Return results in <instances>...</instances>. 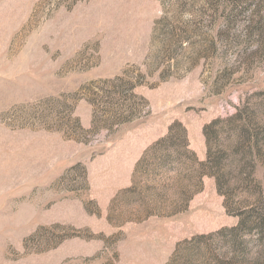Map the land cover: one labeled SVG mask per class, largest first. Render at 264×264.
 <instances>
[{"label":"rangeland","instance_id":"obj_1","mask_svg":"<svg viewBox=\"0 0 264 264\" xmlns=\"http://www.w3.org/2000/svg\"><path fill=\"white\" fill-rule=\"evenodd\" d=\"M0 264H264V0H0Z\"/></svg>","mask_w":264,"mask_h":264},{"label":"trees","instance_id":"obj_2","mask_svg":"<svg viewBox=\"0 0 264 264\" xmlns=\"http://www.w3.org/2000/svg\"><path fill=\"white\" fill-rule=\"evenodd\" d=\"M220 122H221L220 118H217L213 120L209 125L205 126L204 128V134L206 137V143H207V148H208L207 160L205 162H199L195 158V154L189 149V144L187 142L186 134H183L185 132H183V128L181 124L175 123L169 129V133L166 137L157 141L155 145H153L151 148H149L146 151L143 158L139 161L136 171L139 169L140 166L146 163L148 155H150V153H153L154 151L156 152L157 149L163 143H166L167 141H169V139L172 137V134L175 132V130L178 129L180 130V134H182L180 135V143H178L177 145H173L171 149L168 148L167 152L163 156L161 157L157 156L154 159V162L152 164L160 168L163 166H167L166 165L167 163H172L175 166H177L176 167L177 172L184 174L186 177L191 178V181H193L198 186H201L203 177L205 176L213 177L216 180L218 192L221 195L228 197L229 195L227 192L229 191H226L225 188L228 186V180H230V178L233 175L231 173V170L226 171V168L223 165L226 159V157L224 156V153H212V144H217L218 139H219V132L215 131V128H217ZM242 134H244V132ZM241 140L245 141L242 138ZM239 146L240 144L239 145L237 144L235 149H237ZM187 159H192L193 164L198 166L199 168L197 169L195 167L187 165V163L185 162L187 161ZM235 162L236 161L233 159V161L230 162V164L233 166L236 164ZM152 164H150V166ZM227 177L228 179L226 180ZM197 191L199 192L200 190L197 189L196 192ZM203 237L204 236H201V238Z\"/></svg>","mask_w":264,"mask_h":264}]
</instances>
